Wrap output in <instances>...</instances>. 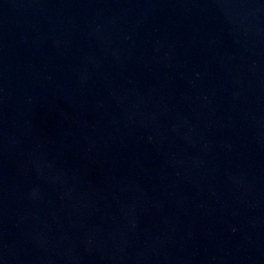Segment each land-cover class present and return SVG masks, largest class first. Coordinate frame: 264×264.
Masks as SVG:
<instances>
[{
	"label": "water",
	"instance_id": "1",
	"mask_svg": "<svg viewBox=\"0 0 264 264\" xmlns=\"http://www.w3.org/2000/svg\"><path fill=\"white\" fill-rule=\"evenodd\" d=\"M0 264H264V0H0Z\"/></svg>",
	"mask_w": 264,
	"mask_h": 264
}]
</instances>
